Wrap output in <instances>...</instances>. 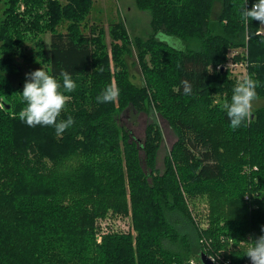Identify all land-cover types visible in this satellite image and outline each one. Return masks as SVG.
Instances as JSON below:
<instances>
[{"label":"trees","instance_id":"obj_1","mask_svg":"<svg viewBox=\"0 0 264 264\" xmlns=\"http://www.w3.org/2000/svg\"><path fill=\"white\" fill-rule=\"evenodd\" d=\"M67 1L4 0L0 264H189L200 253L228 248L233 264L246 260L248 241L264 226L263 24L241 18L245 0H135L149 12L152 34L131 38L114 24L111 36L121 42H111L110 68L105 42L80 28L91 0ZM62 22H68L64 32L57 30ZM161 30L179 37L183 50L155 39ZM35 31L50 36L48 53L43 40L30 39L49 73L62 83L67 70L77 84L57 118L71 115L74 124L59 135L18 117L26 74L14 56ZM243 48L233 62L246 63L259 87L251 118L233 130L222 105L237 80L222 67L229 49ZM133 65L141 83L132 79ZM109 84L117 97L98 103ZM128 107L157 113L173 129L163 173L155 167L162 134L156 118L139 144L117 123ZM197 197L208 199L209 225L201 231L190 207ZM108 210L130 213L131 231L101 233L95 221ZM200 233L213 250L200 244Z\"/></svg>","mask_w":264,"mask_h":264},{"label":"rangeland","instance_id":"obj_2","mask_svg":"<svg viewBox=\"0 0 264 264\" xmlns=\"http://www.w3.org/2000/svg\"><path fill=\"white\" fill-rule=\"evenodd\" d=\"M62 4H67V0H59ZM5 3L4 0H0V21L2 18V11ZM88 16L81 23L80 28L87 34H95L100 37L102 41L105 42L107 46L108 56H109V66L112 67V59H111V42H121L119 40L114 41L110 30L111 27L116 23H121L128 35L131 38L140 37V38H148L152 34V27L150 24V14L148 11L141 10L137 5L135 0H91V7ZM68 22H62L57 26L58 31H66V26ZM262 32L264 33V24L261 27ZM29 39L24 43V49L20 51V54H16L14 56V61L18 68L24 74L29 73L37 68L43 67L46 71L49 72V68L46 62L42 61L40 56H37L35 52L37 48L33 41L30 39H34L35 42L38 40L44 41V47L48 53L49 50V34L41 33L38 31L28 32ZM39 49V48H38ZM243 49H229L227 53V60L225 61V65L222 67L228 68L230 75L236 80L242 78L244 75H247L246 63L240 61L241 63H234V56L238 52H243ZM133 58H135V52L133 51ZM220 66H217L219 68ZM132 79L136 83L142 82V76L139 70V67L136 65L131 66ZM0 106L3 104L0 102ZM117 123L124 128L130 138L136 140L139 144H142L145 140V128L148 121L152 118H156L159 127L161 129V141L159 151L156 155L155 167L160 173L164 171V156L166 153L170 151V148L174 141L176 140V135L173 129L169 126L167 121L162 118L159 114L154 113L153 115H148L147 113L137 112L131 107L126 108L122 113H120L117 117ZM144 154L143 152H141ZM142 157V156H141ZM142 166L144 170L145 163L142 160ZM256 167H248L245 166L243 171L248 172L250 170H256ZM247 195V194H246ZM245 195V196H246ZM249 196V195H248ZM245 199H247L245 197ZM207 197L205 198H195L190 203V207L192 210V216L197 222V225L202 229H206L209 225V221L207 219L208 213V204ZM103 218L98 217L95 221V225L99 226L101 233L115 231V232H129L131 231V216L130 213L127 216H121L110 213V211ZM130 212V211H129ZM134 233V232H133ZM201 234V233H200ZM202 235V234H201ZM202 236L199 237V239ZM208 238V237H207ZM211 239V238H208ZM222 241L229 242L228 239L222 238ZM205 248H211L213 250V245L203 244ZM226 252L229 254L228 249L218 250L216 252Z\"/></svg>","mask_w":264,"mask_h":264},{"label":"clouds","instance_id":"obj_3","mask_svg":"<svg viewBox=\"0 0 264 264\" xmlns=\"http://www.w3.org/2000/svg\"><path fill=\"white\" fill-rule=\"evenodd\" d=\"M245 4L239 10L241 18L246 22L256 20L264 24V0H254L250 8ZM155 39L178 51L183 50L182 40L163 30L156 33ZM60 74L62 83L43 67L26 73L23 90L20 92L24 104L18 113L21 122L29 127L52 126L58 135L74 124L71 115L66 119H57L66 106L65 93H71L77 87L70 72L63 70ZM258 87L259 82L252 75H244L233 85L230 101L222 105L233 130L251 118L252 102L257 96ZM184 92H191L190 85H185ZM117 95L118 89L109 84L96 96V101L108 103L114 101ZM244 255L250 259L251 264H264V226L261 235L248 241Z\"/></svg>","mask_w":264,"mask_h":264},{"label":"built area","instance_id":"obj_4","mask_svg":"<svg viewBox=\"0 0 264 264\" xmlns=\"http://www.w3.org/2000/svg\"><path fill=\"white\" fill-rule=\"evenodd\" d=\"M245 197L247 199H249L248 195H246ZM201 236L202 237L199 239L200 244H202V245L203 244L210 245L211 239H208L203 234ZM205 249H208V248H205ZM228 251L230 252V248H228ZM208 256L210 257V259L215 264H233V260L229 256H227L226 254H224V253L214 252V253H212V254H210ZM189 264H201V262L199 261V259L191 258L189 260ZM240 264H251V261H250L249 258H247L246 260H244Z\"/></svg>","mask_w":264,"mask_h":264},{"label":"water","instance_id":"obj_5","mask_svg":"<svg viewBox=\"0 0 264 264\" xmlns=\"http://www.w3.org/2000/svg\"><path fill=\"white\" fill-rule=\"evenodd\" d=\"M6 108L8 109L9 106L7 105ZM199 261L201 262V264H215L210 257L206 254V253H200L199 255Z\"/></svg>","mask_w":264,"mask_h":264},{"label":"bare ground","instance_id":"obj_6","mask_svg":"<svg viewBox=\"0 0 264 264\" xmlns=\"http://www.w3.org/2000/svg\"><path fill=\"white\" fill-rule=\"evenodd\" d=\"M221 253H224V254H226L227 256L229 255L228 253H226V252H224V251H223V252H221Z\"/></svg>","mask_w":264,"mask_h":264}]
</instances>
